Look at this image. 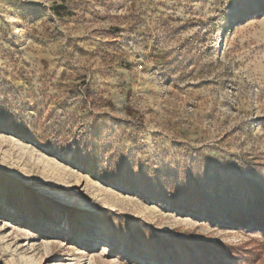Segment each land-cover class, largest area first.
Instances as JSON below:
<instances>
[{"label": "rangeland", "instance_id": "1", "mask_svg": "<svg viewBox=\"0 0 264 264\" xmlns=\"http://www.w3.org/2000/svg\"><path fill=\"white\" fill-rule=\"evenodd\" d=\"M0 264H264V0H0Z\"/></svg>", "mask_w": 264, "mask_h": 264}]
</instances>
